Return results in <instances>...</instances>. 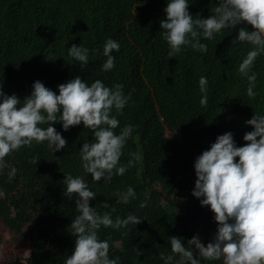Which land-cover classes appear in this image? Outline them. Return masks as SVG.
I'll use <instances>...</instances> for the list:
<instances>
[{
	"label": "trees",
	"instance_id": "16d2710c",
	"mask_svg": "<svg viewBox=\"0 0 264 264\" xmlns=\"http://www.w3.org/2000/svg\"><path fill=\"white\" fill-rule=\"evenodd\" d=\"M218 2L192 0L189 8L194 16H208ZM166 3L0 0V80L5 92L23 99L37 79L58 92L59 83L76 75L89 83L95 79L108 85L122 83L125 93L134 91L132 101L118 114L116 131L128 123L136 127L121 161L126 163L133 152L138 157L123 175L96 181L83 169L80 155L84 140L94 139L92 130L81 123L65 131L62 122L54 124L67 138L68 147L54 153L46 142L33 141L6 156L9 166L0 174V216L20 237L31 224L36 240L26 259L13 257L3 264H65L75 244L70 224L79 214L75 198L64 194L68 172L84 175L97 193L91 204L101 213L112 212L115 218L135 212L146 217L136 226L99 230L101 238L110 241V255L121 258L120 264H164L160 253L172 251V235L182 236L185 244L197 232L205 243L212 238L218 222L210 206H202L192 192L196 180L192 155L201 154L229 130L238 144L247 143L243 136L253 126L245 121L255 112L264 115V52L253 68L257 73L254 97L248 95L249 81L239 65L255 45L236 39L238 28H224L214 39L202 38L208 45L206 53L187 47L168 58L169 45L160 25L166 18ZM108 37L118 40L121 48L113 50L115 68L104 71L103 45ZM73 43L100 52L80 67L69 55ZM202 75L208 77L206 104L201 103ZM168 133L178 134L180 141ZM37 154L38 162L33 160ZM129 185L137 197L125 202L117 190ZM145 198L148 205L140 207ZM204 264L224 261L205 260Z\"/></svg>",
	"mask_w": 264,
	"mask_h": 264
},
{
	"label": "clouds",
	"instance_id": "9594fccd",
	"mask_svg": "<svg viewBox=\"0 0 264 264\" xmlns=\"http://www.w3.org/2000/svg\"><path fill=\"white\" fill-rule=\"evenodd\" d=\"M190 4L192 0H167L166 18L160 20L162 35L169 45L167 57H177L187 47L206 53L208 45L202 38L214 39L224 28H238L236 39L255 45L240 63L239 71L248 78V95L256 96L257 73L253 68L258 55L264 52V0H219L208 16H194ZM248 25L253 28L250 30ZM120 48L118 40L107 38L103 45L104 71L115 68L113 50ZM68 51L83 67L100 49L73 43ZM199 85L204 93L201 103L206 104L208 77L202 75ZM124 87L119 82L108 85L101 79L89 83L76 75L59 83L57 92L37 79L31 93L21 99L16 93L5 92L3 79L0 80V174L9 166L5 157L33 141L46 142L54 153L68 147L67 138L54 124L62 122L65 131L81 123L92 130L94 139L84 140L80 155L83 169L94 180L123 175L138 158L133 152L126 163L121 161L136 127L128 123L116 131L120 127L118 114L132 101L134 91L125 93ZM45 123L47 127L43 126ZM245 123L253 126L243 136L247 143L238 144L233 131H225L194 162L196 180L192 192L202 206L213 210L218 222L215 233L205 243L197 232L187 244L182 236L172 235V251L160 253L164 264H204L205 260L221 258L224 264H264V115L255 112ZM40 159L38 154L33 156L36 162ZM16 172L13 166L11 174ZM63 183L64 194L75 198L79 212L70 224L75 244L65 264H120L121 258L110 255V241L102 239L99 230L136 226L146 217L129 212L126 217L113 218L112 212L98 211L91 204L97 193L84 175L65 173ZM117 191L125 202L137 197L132 185ZM148 203L145 198L140 207Z\"/></svg>",
	"mask_w": 264,
	"mask_h": 264
},
{
	"label": "rangeland",
	"instance_id": "374dc122",
	"mask_svg": "<svg viewBox=\"0 0 264 264\" xmlns=\"http://www.w3.org/2000/svg\"><path fill=\"white\" fill-rule=\"evenodd\" d=\"M167 136L171 139L180 141V138L176 133H168ZM184 149L190 155L189 148L184 147ZM192 156L195 162L198 153H195ZM2 196L3 195L0 191V198ZM24 232V237L18 236L8 227V225L5 224L2 216H0V264L8 262L13 257L26 259L31 254L32 247L36 240V235L33 232V226L31 224H27Z\"/></svg>",
	"mask_w": 264,
	"mask_h": 264
}]
</instances>
